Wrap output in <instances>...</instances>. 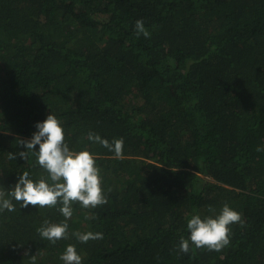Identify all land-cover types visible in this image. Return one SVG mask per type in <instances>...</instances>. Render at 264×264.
Instances as JSON below:
<instances>
[{"label":"trees","instance_id":"trees-1","mask_svg":"<svg viewBox=\"0 0 264 264\" xmlns=\"http://www.w3.org/2000/svg\"><path fill=\"white\" fill-rule=\"evenodd\" d=\"M48 112L95 154L106 203L65 218L13 200L0 264H63L68 244L82 264H264V0H0V190L46 175L8 153ZM225 203L243 221L229 244L181 251L187 220ZM45 219L67 237L42 238Z\"/></svg>","mask_w":264,"mask_h":264},{"label":"clouds","instance_id":"clouds-1","mask_svg":"<svg viewBox=\"0 0 264 264\" xmlns=\"http://www.w3.org/2000/svg\"><path fill=\"white\" fill-rule=\"evenodd\" d=\"M135 26L138 34L143 31L140 20L136 21ZM33 129L29 137L19 139L21 150L17 153L9 152L8 158L16 159L18 156L23 160L28 155L35 156L36 163L45 170L46 175L34 180L29 171L19 174L9 190H0V212L14 210L13 200L18 201L21 208L29 205L55 206L59 203L58 211L68 218L72 216L73 201H78L84 208H95L106 203L95 154L87 148H70L64 139L61 122L50 112L42 120L34 121ZM87 139L116 155L122 150V138L113 139L110 143L90 131ZM236 222L243 223L241 214L227 203L214 216L201 217L193 214L186 223L188 237L181 238L179 248L187 252L189 242H192L196 247L205 246L211 250H219L229 244V226ZM37 232L42 238L55 243L56 240L67 237V219L60 223L45 219ZM73 235L80 242L103 238L102 232H73ZM59 259L63 264H82V257L74 244L66 245Z\"/></svg>","mask_w":264,"mask_h":264}]
</instances>
